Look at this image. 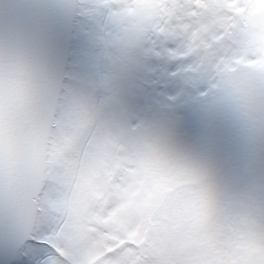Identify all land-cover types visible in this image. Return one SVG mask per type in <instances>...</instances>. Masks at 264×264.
<instances>
[{
	"label": "snow or ice",
	"instance_id": "1",
	"mask_svg": "<svg viewBox=\"0 0 264 264\" xmlns=\"http://www.w3.org/2000/svg\"><path fill=\"white\" fill-rule=\"evenodd\" d=\"M219 2L190 52L173 0H0V132H55L22 186L0 142V264H264V0Z\"/></svg>",
	"mask_w": 264,
	"mask_h": 264
},
{
	"label": "rangeland",
	"instance_id": "2",
	"mask_svg": "<svg viewBox=\"0 0 264 264\" xmlns=\"http://www.w3.org/2000/svg\"><path fill=\"white\" fill-rule=\"evenodd\" d=\"M177 0H173L174 6L170 9L165 10L169 16H175L177 12L181 16L187 17L186 23L183 26V31L191 32L192 37L199 41V44H189L188 50L195 51L196 47L206 46L208 43V37L211 36L213 32L223 27L225 24L229 23L227 12L225 11L224 5L219 2V0H199V7L196 8L195 13L191 12V9H183L175 7ZM188 4L195 6L197 0H186ZM256 28L257 25H252ZM247 39L238 44L237 48L234 50L238 55H246L253 50V46L257 42L256 33L250 32L246 33ZM245 88L251 94L255 91V80L253 77H245L242 81ZM160 156L165 161H171V157L160 152ZM86 200V192L81 190L77 193L76 197L72 198L69 207L75 213L80 209V205ZM254 234V233H253Z\"/></svg>",
	"mask_w": 264,
	"mask_h": 264
},
{
	"label": "bare ground",
	"instance_id": "3",
	"mask_svg": "<svg viewBox=\"0 0 264 264\" xmlns=\"http://www.w3.org/2000/svg\"><path fill=\"white\" fill-rule=\"evenodd\" d=\"M32 118L34 119V122H31L29 125H35V137L37 138V140L35 139L34 136H30V135L27 137V139H31V140L35 139L36 144H40L41 140H45L44 134H46V137H48V139L54 136L55 132L52 130L47 133L48 126L44 124V121H42L35 112H33ZM10 119H11V123H10L9 129H5L3 127V131L0 132V142H2L3 148H4L5 168L7 169L8 167L10 156L11 157L17 156L15 159L16 160L19 159L23 162L20 166H17V165L11 166V170L18 172L17 170L27 169L29 171L28 173H30L33 167V163H34L33 161L39 162L40 160L38 159L35 160L33 158L34 160L32 161V164L29 165L28 158H25V156L22 155L21 152L28 151L29 148H31L32 146L30 145L29 147V142L26 141L27 139H24L22 136L19 137L15 132L19 129L21 130L22 127L27 124V122L24 117H21V114H15L12 117H10ZM13 138H16L15 146H13L12 143H10ZM9 151H11V154ZM42 154L43 153H39L38 156L42 158ZM7 170H9V168ZM16 174L17 173H14V174L12 173L13 183H14Z\"/></svg>",
	"mask_w": 264,
	"mask_h": 264
},
{
	"label": "water",
	"instance_id": "4",
	"mask_svg": "<svg viewBox=\"0 0 264 264\" xmlns=\"http://www.w3.org/2000/svg\"><path fill=\"white\" fill-rule=\"evenodd\" d=\"M33 116V112H27V113H21V117H24L27 124L24 125L22 127V129L20 130H17L15 131L16 134L19 136V137H23L24 139H27V137L30 135V136H34L35 137V125H29L31 122H34V119L32 118ZM29 122V123H28ZM10 123H11V119L9 118L7 120V123L4 125V128L5 129H9V126H10ZM44 124L46 126H48V124L46 122H44ZM54 131L53 129L49 128L48 126V129H47V133L49 131ZM55 135V134H54ZM35 139L37 140V138L35 137ZM31 140V139H27L26 141L29 142V147L30 145L32 146L31 148H29L28 151H22L21 154L25 156V158H28V161H29V165L32 164V161L35 159V160H41L42 158L39 157V153H43L45 148H46V141L48 140V137H46V134H44V139L46 140H41L40 144H36V140ZM15 140L16 138H13L11 140L10 143H12L13 146H15ZM36 148V149H35ZM10 154H11V151H9ZM17 156L15 157H11L10 156V159H9V164H8V167L7 169L9 168V170H11V166H20L22 164L23 161L21 160H16ZM34 158V159H33ZM33 166L36 165L38 163V161H33ZM18 172L16 171H13L11 170V173H17L15 175V179H14V184L18 185V186H22L24 181L27 179L28 175L30 173H28L29 171L27 169H23V170H17Z\"/></svg>",
	"mask_w": 264,
	"mask_h": 264
}]
</instances>
